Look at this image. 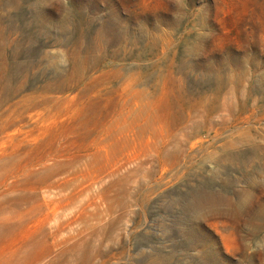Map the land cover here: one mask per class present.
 <instances>
[{
    "label": "rangeland",
    "instance_id": "obj_1",
    "mask_svg": "<svg viewBox=\"0 0 264 264\" xmlns=\"http://www.w3.org/2000/svg\"><path fill=\"white\" fill-rule=\"evenodd\" d=\"M264 0H0V264H264Z\"/></svg>",
    "mask_w": 264,
    "mask_h": 264
},
{
    "label": "clouds",
    "instance_id": "obj_2",
    "mask_svg": "<svg viewBox=\"0 0 264 264\" xmlns=\"http://www.w3.org/2000/svg\"><path fill=\"white\" fill-rule=\"evenodd\" d=\"M186 2V0H185ZM248 246L251 252H264V237L257 239L255 241H249Z\"/></svg>",
    "mask_w": 264,
    "mask_h": 264
}]
</instances>
